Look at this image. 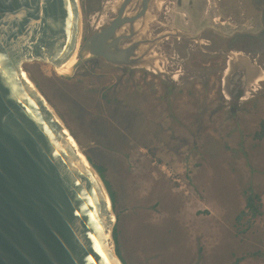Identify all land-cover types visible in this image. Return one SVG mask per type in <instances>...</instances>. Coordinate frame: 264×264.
<instances>
[{
    "label": "rangeland",
    "instance_id": "374dc122",
    "mask_svg": "<svg viewBox=\"0 0 264 264\" xmlns=\"http://www.w3.org/2000/svg\"><path fill=\"white\" fill-rule=\"evenodd\" d=\"M79 1L84 37L119 4ZM215 2L220 26L206 21L197 36L177 32L155 47L175 79L103 60L71 77L24 65L104 169L123 264H264V216L238 221L250 190L264 212V140L254 139L264 118V0Z\"/></svg>",
    "mask_w": 264,
    "mask_h": 264
},
{
    "label": "water",
    "instance_id": "95a60500",
    "mask_svg": "<svg viewBox=\"0 0 264 264\" xmlns=\"http://www.w3.org/2000/svg\"><path fill=\"white\" fill-rule=\"evenodd\" d=\"M151 2L134 13L135 0H119L108 25L84 37L79 0H0V264H123L108 188L24 65L60 71L77 56L71 77L94 60L147 64L136 24Z\"/></svg>",
    "mask_w": 264,
    "mask_h": 264
},
{
    "label": "crops",
    "instance_id": "0c3cea01",
    "mask_svg": "<svg viewBox=\"0 0 264 264\" xmlns=\"http://www.w3.org/2000/svg\"><path fill=\"white\" fill-rule=\"evenodd\" d=\"M178 1H181V7L179 8L176 7ZM217 5L218 4L214 3L212 0H152L146 21L143 24L141 20L136 24L137 28L142 29L138 36L139 42L143 43L139 53H143V57L146 60L148 59L149 62L147 64L141 63L140 65H135L133 68L138 71L146 70L152 74H163L162 77L168 80L170 78L175 79L174 75L171 76L173 73L169 72V68L171 67L169 64L170 62L160 60L159 56L161 55L159 52H156V49L147 54L145 48L150 46L149 42L153 41L154 37L159 34H171V36H168V38L164 40L165 42H169V38L177 34L190 35L191 33L192 36H197L200 30H202V27H207L208 24L205 26L206 21L211 23V26H220V20H217V18L220 17L218 16L219 7ZM139 7L140 5L135 7L134 13L138 11ZM206 31L216 32L212 28H205L201 35ZM177 40L181 42L180 39ZM163 57L165 58L164 55Z\"/></svg>",
    "mask_w": 264,
    "mask_h": 264
},
{
    "label": "trees",
    "instance_id": "16d2710c",
    "mask_svg": "<svg viewBox=\"0 0 264 264\" xmlns=\"http://www.w3.org/2000/svg\"><path fill=\"white\" fill-rule=\"evenodd\" d=\"M254 139L259 140V141L264 140V118L260 122L259 129L257 130V132H255ZM99 173H100V176H102V178L105 176L103 168H99ZM105 184L112 198V202L115 203L116 196H115L114 191L111 189V186L109 185L108 182H106ZM250 191L251 192H249L247 196L245 210L239 215L238 221H241L243 218H246V217L252 220L257 217L264 216V212L261 210V197L258 194H255L254 192H252V190ZM114 239L115 241H118V232L116 228L114 231ZM116 253L118 257L120 258L122 257V253L119 248L116 250Z\"/></svg>",
    "mask_w": 264,
    "mask_h": 264
},
{
    "label": "bare ground",
    "instance_id": "6f19581e",
    "mask_svg": "<svg viewBox=\"0 0 264 264\" xmlns=\"http://www.w3.org/2000/svg\"><path fill=\"white\" fill-rule=\"evenodd\" d=\"M150 18V17H149ZM142 27V26H141ZM144 27V26H143ZM77 62V56H74V58L71 60L70 63H68L67 65H65L62 69H60V71H56L58 74L61 75H65L66 73L70 72L73 68V66L76 64ZM147 67V66H146ZM151 67V66H149ZM27 76V75H26ZM28 77V76H27ZM262 77V76H261ZM257 82V81H256ZM37 88V87H36ZM39 90V89H38ZM40 91V90H39ZM41 93V92H40ZM62 121V120H61ZM63 122V121H62ZM64 123V122H63ZM101 178V177H100ZM102 180V178H101ZM103 182V180H102ZM104 183V182H103ZM105 184V183H104ZM121 261V260H120Z\"/></svg>",
    "mask_w": 264,
    "mask_h": 264
},
{
    "label": "flooded vegetation",
    "instance_id": "af4514ba",
    "mask_svg": "<svg viewBox=\"0 0 264 264\" xmlns=\"http://www.w3.org/2000/svg\"><path fill=\"white\" fill-rule=\"evenodd\" d=\"M171 1H173V0H171ZM202 1H203V0H202ZM212 1H214V0H212ZM219 16H220V15H219ZM107 25H108V24H107ZM107 25H106V26H107ZM106 26H105V27H106ZM102 28H103V27H102ZM127 30H128V27H127ZM123 68H124V69H132V70L135 69V68H132V67H130V66H122V67H120V69H123ZM118 69H119V68H118Z\"/></svg>",
    "mask_w": 264,
    "mask_h": 264
}]
</instances>
